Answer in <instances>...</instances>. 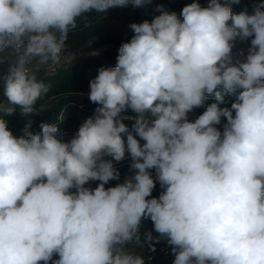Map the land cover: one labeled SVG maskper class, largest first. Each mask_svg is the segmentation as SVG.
I'll use <instances>...</instances> for the list:
<instances>
[{"label":"clouds","instance_id":"9594fccd","mask_svg":"<svg viewBox=\"0 0 264 264\" xmlns=\"http://www.w3.org/2000/svg\"><path fill=\"white\" fill-rule=\"evenodd\" d=\"M151 3L0 0V264H145L137 248L160 240L173 264H264V2L158 4L90 81L97 107L71 139L56 123L8 128L37 114L51 87L37 72L79 20ZM237 41L249 43L234 57ZM125 159L131 174L106 187Z\"/></svg>","mask_w":264,"mask_h":264},{"label":"trees","instance_id":"16d2710c","mask_svg":"<svg viewBox=\"0 0 264 264\" xmlns=\"http://www.w3.org/2000/svg\"><path fill=\"white\" fill-rule=\"evenodd\" d=\"M154 2L155 6L145 12H141L138 8L126 7L123 13L117 14L112 13V8L104 15L90 13L87 15L86 20L82 19L78 21L77 27L68 34L64 50L77 56H87L101 49L105 50L97 53L93 57L83 58L81 60L79 57L78 59L75 58L70 65L58 68L52 74L47 73L45 68L39 69L37 72L38 78L46 84L51 85V87L47 95L37 101L35 107L38 110L45 104L49 105L41 116L32 120L33 123L30 131L37 133L40 131L39 125L41 122H49L56 123L62 133L70 132L74 135L80 124L83 123H80L79 117L81 115L85 118L91 116L95 107H97V105L88 100L90 81L96 77L101 67L115 66L119 47L122 43L130 41L133 36L129 25L132 23H140L144 20L151 21L155 15H159L155 11L158 4H162L168 11H175L179 14L182 8L186 4L192 3L193 0H154ZM197 2L202 6H207L208 0H197ZM260 2H264V0H260ZM233 11L238 13L241 11V8L234 4ZM237 43H241V41H237ZM233 100L234 97L226 96L227 103L223 106L230 107ZM212 102L213 99L209 97L206 104ZM204 110V108L194 109L188 114L189 120L194 121ZM126 114L129 116L136 115L130 111ZM5 119L7 120L8 128L15 136L24 134V125L28 120L27 118L15 114L5 117ZM124 122L131 127V120ZM223 122L225 121L222 119ZM217 127L222 130V125H218ZM129 164L130 159H125L123 162L116 164V167L121 173L120 179L109 181L106 187H112L117 183H122L125 177L131 174L128 167ZM153 176H155L154 170ZM98 183V181L90 182L89 186L94 188ZM161 191L159 182H157L152 196L158 197ZM153 231L152 221L150 219H144L140 226V232L143 234Z\"/></svg>","mask_w":264,"mask_h":264},{"label":"built area","instance_id":"2783aa9c","mask_svg":"<svg viewBox=\"0 0 264 264\" xmlns=\"http://www.w3.org/2000/svg\"><path fill=\"white\" fill-rule=\"evenodd\" d=\"M251 4L252 1L240 0L238 5L241 10L247 8L251 12ZM249 42H241L238 43L234 50V57H239V53L241 50L246 52ZM75 54L71 52H66L65 55L62 56L61 62L58 64H49L47 65V73H54L58 67L68 66L75 59ZM0 93H2V89H0ZM154 250L150 249L147 245L144 247L142 254L145 258V264H173L174 256L171 254L170 247L167 245L166 241L160 240L159 242H153ZM55 258V257H54Z\"/></svg>","mask_w":264,"mask_h":264},{"label":"rangeland","instance_id":"374dc122","mask_svg":"<svg viewBox=\"0 0 264 264\" xmlns=\"http://www.w3.org/2000/svg\"><path fill=\"white\" fill-rule=\"evenodd\" d=\"M154 6H155V2H154V0H152V3H151V4L147 5V6L144 7V8H138V9H139L141 12H145V11H147L149 8L154 7ZM123 10H124V8H120V7L113 8V9H112V13L121 14V13H123ZM237 44H238V43L236 42V45H237ZM103 50H105V49H101V50H99V51H97V52H95V53L89 54V55H87V56H79V55L77 56V55H76L75 58L78 59V57H79L80 60H81V59H83V58L93 57V56H95L97 53H99V52H101V51H103ZM65 54H66V51L63 50V52H62V54H61L60 62H61V60H62V56L65 55ZM61 63H62V62H61ZM46 67H47V66H44V67H42V68H45V69H46ZM63 67H64V66H61V68H63ZM58 68H59V67H58ZM46 71H47V69H46ZM48 105H49V104H45V105L41 106V107L37 110V114H32V115H30V116H26V117H24V118H27V119H31V120H33V119H35V118L41 116V115L44 113V111L46 110V107H48ZM16 114H18L19 116H21L20 113H19V111H17ZM21 117H22V116H21ZM85 119H86V118H85L84 116L81 115V116L79 117V121H80V123L83 122ZM77 125H78V124H77ZM72 136H73V134H71L70 132H66V133H63V135L61 136V138H62V139H65V140H69V139H71ZM152 233H153L154 236L157 235L154 231H153ZM153 242H156V241H153ZM143 249H144V248H143ZM143 249H139V248H137V251L142 252Z\"/></svg>","mask_w":264,"mask_h":264}]
</instances>
